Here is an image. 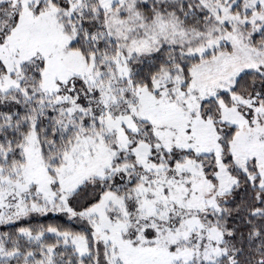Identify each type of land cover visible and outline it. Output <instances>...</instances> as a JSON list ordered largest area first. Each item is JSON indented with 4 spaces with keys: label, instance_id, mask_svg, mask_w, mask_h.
Segmentation results:
<instances>
[{
    "label": "snow or ice",
    "instance_id": "6c2138e0",
    "mask_svg": "<svg viewBox=\"0 0 264 264\" xmlns=\"http://www.w3.org/2000/svg\"><path fill=\"white\" fill-rule=\"evenodd\" d=\"M0 264H264V0H0Z\"/></svg>",
    "mask_w": 264,
    "mask_h": 264
}]
</instances>
